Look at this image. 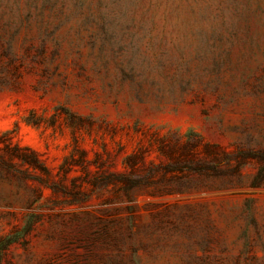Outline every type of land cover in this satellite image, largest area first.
Masks as SVG:
<instances>
[{"label":"rangeland","instance_id":"obj_1","mask_svg":"<svg viewBox=\"0 0 264 264\" xmlns=\"http://www.w3.org/2000/svg\"><path fill=\"white\" fill-rule=\"evenodd\" d=\"M0 264H264V0H0Z\"/></svg>","mask_w":264,"mask_h":264},{"label":"trees","instance_id":"obj_2","mask_svg":"<svg viewBox=\"0 0 264 264\" xmlns=\"http://www.w3.org/2000/svg\"><path fill=\"white\" fill-rule=\"evenodd\" d=\"M13 153L11 155L12 158H18V159H21L24 163H28V164H31L32 165V160H33V157H28V155H26L25 153H23L21 147L19 146H16L14 147L13 149Z\"/></svg>","mask_w":264,"mask_h":264}]
</instances>
